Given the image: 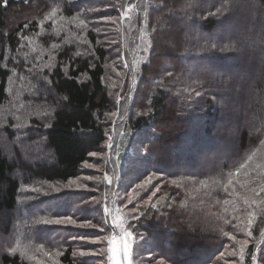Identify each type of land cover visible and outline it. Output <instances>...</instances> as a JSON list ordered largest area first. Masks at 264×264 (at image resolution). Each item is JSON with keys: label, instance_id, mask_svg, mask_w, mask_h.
I'll list each match as a JSON object with an SVG mask.
<instances>
[{"label": "trees", "instance_id": "16d2710c", "mask_svg": "<svg viewBox=\"0 0 264 264\" xmlns=\"http://www.w3.org/2000/svg\"><path fill=\"white\" fill-rule=\"evenodd\" d=\"M103 1L88 0L102 5L106 3ZM182 1L161 0L163 5L157 9L158 2L143 0L140 9L137 3L130 7L133 1L111 0L114 7L99 10L104 18L119 16L118 30L125 35L123 61L127 66L118 63L115 69L125 72V68H130L127 89L149 86L152 79L148 76L154 71H151L148 58L162 56L155 53L154 57L160 39L166 36L162 34L179 31L184 37L182 42L165 47L166 50L173 49V54L179 48V55L168 51L169 59L186 56L182 61L183 70L195 68V73L198 69L195 75L206 72V65L214 64L211 80L214 89L223 93L206 100L194 96L188 98L194 103L184 107L181 118L176 116V135L170 136V131L164 135L161 132L164 119L173 111L176 100L172 90L162 85L163 81L167 84L163 75L177 68L155 73L159 75L160 83L149 92L152 95L149 113L134 112L128 118L123 132L117 134L113 142V151L120 162L129 157L126 168L140 166L143 171L150 169L165 175L170 180L166 186L173 188L178 196L184 193L179 182H193L195 187L196 183L206 181L214 188L213 192L208 191L207 186L203 187V192H194L199 198L198 206L195 204L199 213L212 212L211 226L203 221L207 219L203 216L196 227L187 209H170L171 219L165 214L166 217L158 219L157 224L150 223L143 228L153 244L146 247L148 250L153 248L155 254L160 252L171 264H221L222 260L230 258L229 250L235 252L231 258L238 264H264V235H261L264 233V203H259L264 192L258 191L264 180V0H194L191 4L192 0H188V5L181 7ZM76 2L0 0V236H8L14 229L11 214L22 204L26 185L66 183L77 178L89 154L101 148L109 138L103 127L105 122L101 124L99 118H113L114 115H109L112 111L107 110L114 104L109 88L124 87L126 81L122 73L111 74L108 65L113 62L111 50L99 39L93 25H89L88 35L68 32L55 35L59 18L77 17L79 8L77 11L72 8ZM222 4H228L229 9L223 14L209 15ZM144 10H150V17L155 18L156 35H142L152 42L147 52L142 45L138 46L142 50L140 53L147 55L146 61L142 62L139 53L136 54L139 51L136 45L142 44L141 35L136 32ZM90 18H97V15L91 13ZM144 30L150 33L147 26H142L141 31ZM80 37L86 40V51L93 53L92 57L83 55L85 49L81 48L80 41L83 40ZM33 83L40 92V103L48 104V114L42 117L43 122L32 120L30 125L37 129L38 136L43 135L51 157L40 160L33 155L36 162L29 163L13 159L11 153L6 152L3 128L14 138L13 127L24 115L31 114L25 112V108V111L21 108L12 111V106L18 105L13 94L21 95L23 91L22 95L27 99L26 93ZM122 106L123 112L130 107L127 92ZM176 108L180 110L183 105ZM2 109L3 112L7 109V113L3 114ZM2 116H6V121ZM197 117L199 120L195 121ZM33 122L39 124L34 127ZM135 132H141L143 138L137 141ZM128 141L142 143L149 153L146 161L141 162L135 159L136 155L126 151ZM132 158L137 164L135 167L130 164ZM229 179L232 184H228ZM253 188L257 193L251 192ZM236 193L248 195L258 203L249 208ZM200 197L206 198L203 201ZM224 200L234 203L224 205ZM191 207H194L193 203ZM250 212L253 215L249 216ZM164 220H173L175 225L163 229L167 224ZM29 231L26 234L30 235L32 231ZM57 231L46 227L40 234L39 256L42 245L51 243L63 247L61 263L84 264L73 260L72 245L65 241L66 237L59 240ZM33 260V257L23 258L17 250L0 248V264H44Z\"/></svg>", "mask_w": 264, "mask_h": 264}, {"label": "rangeland", "instance_id": "374dc122", "mask_svg": "<svg viewBox=\"0 0 264 264\" xmlns=\"http://www.w3.org/2000/svg\"><path fill=\"white\" fill-rule=\"evenodd\" d=\"M129 1L130 3L133 1L131 6L129 3L130 7H133L137 3L138 7L142 9L143 0ZM147 1L149 2V0ZM155 2L159 3L157 9L162 7L163 4L161 0H152V3ZM193 2L194 0L190 1L189 4ZM102 3L105 4L88 2V0H77L75 5L72 4V8H75L76 11L79 8L77 17L74 19L59 18L60 21L55 25L57 31L55 35H65L66 32H68V34L73 33L74 35H88L89 25H93L92 29L100 35L99 39L105 41L106 46L111 50L110 53H112L111 57L113 62L108 64L111 69V74L122 73L126 82L124 87H114L115 89H111V87L108 86L110 87L109 94L114 104H112V109L108 108L107 110L112 111L109 115H113L114 113L115 115L113 118L107 120L103 117L99 118V120L101 124L105 122L103 127L108 131L109 138L101 148L89 154V158L83 164L77 178L71 179L66 183L41 182L40 184L31 183V185H26L24 187L22 204L15 213L11 214V220L14 222V229H12L10 235L0 236V248L2 247L8 251H10L11 248H16V250L22 254L23 258H26V256H28V258L33 257L40 263L63 264L59 259L62 255V246L46 243V245H42L43 247L40 249L39 256V246L42 244L40 243L41 238L39 239V237H41L40 234L46 227H49V229H58L57 233H59V236L57 237H59V240L66 237L65 241L72 245L74 249L72 258L75 262H82L84 264H113V260L109 258L113 253L109 251L108 240L115 235L117 241H119V237L122 234L117 224L113 223V216L116 215L115 210L119 209L120 219L117 223H122L124 229L130 231L134 237V242L130 241V243H132V264H162V262L163 264H171L169 260L165 259L166 257L163 254H159L160 252L155 254V252L152 251L153 248H151V250L146 248L148 245L152 247L153 244L148 240L147 232H145L143 228L150 223L157 224L158 219L170 215V209L177 208L187 209V211H189V217L195 223L196 227L199 225V220L203 216V218H207L203 219V221L211 226L212 223L209 221L212 218V212L207 210L206 213H199V210L195 208V204L198 206L197 200H199V198L195 197L194 192H203V187L198 183H196L194 187L193 182H186L188 185L184 182H179L182 186L181 192L184 193H180L178 196L175 191L172 190L173 188L170 189L166 186V184L170 183V180L165 177V175L156 171H150V169L143 171V167L140 168V166H137L136 169L132 167L126 168V166L129 165V157H127V160L124 159L120 162L113 151V142L116 140V137H118L117 134L123 132V129L128 123V118L134 112L138 114L149 113V103L152 96L149 92H153L154 88L160 83L158 78L159 75L155 73H161L173 67L177 68L169 72L171 75H169V73L163 75L168 85L164 81L162 85L172 90L171 93L176 100L173 111L170 113L168 112L164 119V124L161 129L164 135H168L167 132L169 131L171 133L170 136L173 134L176 135L175 132L178 129V122L176 123L178 118L176 119V116L181 118L184 107L190 103H194L190 102L188 98L194 96L206 100L213 95L223 93V91L217 88L214 89V82L211 80V73L215 71L214 64L211 66L206 65V72L201 71L200 75H195L198 69H196L195 73L193 71L195 68H191L189 71L183 70L182 66L184 63L182 61L186 60V56L180 55L179 57L181 58L176 57L174 59H169L170 54L168 51L173 54V49L169 50V48L166 50L165 47L167 45L174 46L182 42L184 37L182 32L179 31L162 34L166 36L160 39V47L158 48L154 41L156 47L155 50L153 49L154 57L156 55L155 53H160L162 56H158V58L155 57L154 59L153 57L148 58L150 59L151 71H154L148 76L152 79V84H149V86L145 85L147 87L142 85L136 90L132 87L127 89L131 73L130 68H125V72L115 69V65L118 63L126 65L123 61L125 55V35H122L123 32L121 33V29L118 30V24L120 22L119 16L115 15L104 18L102 16L103 14L99 12L101 9L108 10L114 7L111 4V0H104ZM187 3L188 0H183L181 7H186L188 5ZM127 9L130 10V8ZM118 11L119 7L116 9V13ZM91 13L97 15V18H90ZM150 15V10H144L140 17L142 21L137 25L138 29L136 35H141L140 42L142 44L136 45V49L139 50L136 51V54L139 53L142 62L146 61L147 55L146 53L144 55L140 53L142 50L141 47L138 46L142 45L144 51L147 52L150 43H152L148 37H143L142 35H156L155 28H153V25L155 26V18L150 17ZM173 19L180 21V19L176 17ZM80 21L84 23L81 24ZM147 21L150 22L148 23ZM96 24H98V26ZM142 26H147L150 33L146 30L141 31ZM80 38L83 40L80 41V43H82L81 48L85 49V54L83 55L92 57L93 53H90L88 50L86 51V40L82 37ZM98 41L100 42V40ZM177 49L178 52L173 55H179V48ZM51 57H53V55ZM169 81L171 82V87L169 86ZM46 83L48 84V82ZM131 84L132 83H130V86ZM31 86L32 88H28L29 91L26 93L27 99L25 95L23 97V91L21 95L20 93L13 94V98L18 100V105L12 106V111L20 110V108L25 111V108L27 109L25 112L29 111L32 115L30 114L27 116L23 114V118L13 127L14 138L8 136L5 132V128H3V142L6 152H9V154L11 153L13 159L18 158L24 162L28 161L29 163H35L36 161L34 159L35 157H32L33 155L38 156L40 160H46L51 157V153H49L46 143L43 142V135L38 136L36 133L37 129L32 128L30 125V121L32 120H37L39 123L43 122L42 117H45L48 111V104L44 101L40 103V92H38L36 83H33ZM125 92L129 93L130 107L126 112H123L124 108L122 105L125 103ZM188 94L189 96H187ZM179 104L183 105V108L180 110L176 108ZM4 113H7V109L3 114ZM6 116H2L1 118L6 121ZM199 117H197L195 121L199 120ZM36 123L37 122H33L32 125L35 127ZM6 126L7 124L4 123V127ZM182 133L184 134V132ZM33 134H36L37 137ZM134 135L137 137V141L143 138L141 132H135ZM126 147L128 153L136 155L134 156L135 159H139L141 162L147 160L146 157L149 153L147 150H144L141 142L128 141ZM130 164L134 167L137 165L133 163V158ZM149 177H151V180L146 183ZM188 180L194 181L192 179ZM139 185H143V187H139ZM207 190L211 192L214 190L210 183H207ZM177 197L179 198L177 199ZM205 198L206 197H200L202 200ZM73 199L74 202H71ZM174 200H176V202H174ZM191 203L194 204L193 208L191 207ZM200 204L201 203H199V205ZM105 206H107L108 212H105ZM64 217H71L76 223H41L43 220L55 221L56 219H62ZM155 217L157 218L155 219ZM169 217L171 219V215ZM166 222L167 224L162 227L163 229L167 227L173 228V225H175V221L173 220H168ZM93 225H95V227H93ZM29 230L32 231L33 234ZM178 230H181V228H178ZM27 231L31 234H26ZM185 232L187 231L185 230ZM25 235L27 237L26 240ZM234 254L235 252L229 250L228 255L230 258L222 260L221 264H238L231 258ZM165 255H168V252H165ZM115 259L121 260L119 243L116 245ZM35 260L33 261L35 262ZM123 264H127L126 259H124Z\"/></svg>", "mask_w": 264, "mask_h": 264}, {"label": "snow or ice", "instance_id": "6c2138e0", "mask_svg": "<svg viewBox=\"0 0 264 264\" xmlns=\"http://www.w3.org/2000/svg\"><path fill=\"white\" fill-rule=\"evenodd\" d=\"M229 9V5L228 4H222L220 7L216 8L215 12H210L209 15H217V14H223L225 11H227ZM54 14V13H53ZM81 24H83V21H80ZM27 26V25H26ZM227 47V46H226ZM224 50V49H222ZM169 75H171V73H169ZM115 115V113L113 114ZM95 155V154H94ZM241 167H243V165H241ZM239 173V170H237V174ZM151 177H149V180L146 181V183L150 182ZM174 184H177L176 181H173ZM228 184H232V180L229 179L228 180ZM200 185L202 187H206L207 186V182L206 181H201ZM177 186H180L179 184H177ZM139 187H143V185H139ZM259 192H264V180L261 181L260 186H259ZM252 193H257V189L253 188L251 189ZM237 196H240L239 193H236ZM240 199L243 200L244 205H246L247 207L251 208L252 205H256L258 203V201L254 198L249 197L248 195H244V196H240ZM230 203H234V201H230V200H224L223 204L224 205H228ZM259 203H264V198H261V200L259 201ZM105 212H108V208L107 206H105ZM116 215L113 216V223L117 224V226L121 229L122 234L119 237V241H117V237L115 235H113L109 240H108V244H109V251L111 253H113L112 256H110L109 258L113 260V264H123L124 259L127 260V264H132V260H131V251H132V243H130V241L134 242V237L133 234L128 231L127 229H124L123 224L122 223H117L120 219L119 217V209H116ZM224 211L227 212L228 208L225 207ZM253 215V213H249V216ZM226 223H230L231 221H225ZM41 223L43 224H49V223H56V224H62V223H69V224H75L76 221L73 220L71 217H64L62 219H56L55 221L52 220H43L41 221ZM249 223H251V221H249ZM93 227H95V225H93ZM225 235H228V233H225ZM261 235H264V233H261ZM232 239H236L235 236L231 237ZM117 243H119V247H120V255H121V260H116L115 259V252H116V245ZM241 243H245V242H241ZM10 251L15 252L16 248H11ZM86 254V253H85ZM163 264V262H162Z\"/></svg>", "mask_w": 264, "mask_h": 264}]
</instances>
